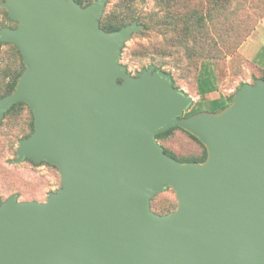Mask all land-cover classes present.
I'll use <instances>...</instances> for the list:
<instances>
[{
    "label": "water",
    "instance_id": "1",
    "mask_svg": "<svg viewBox=\"0 0 264 264\" xmlns=\"http://www.w3.org/2000/svg\"><path fill=\"white\" fill-rule=\"evenodd\" d=\"M109 0H6L0 30L26 70L0 99V123L29 105L34 132L16 163L58 167L45 202H2L0 264H264V80L244 84L219 113L184 118L194 98L151 66L120 63L138 21L107 32ZM181 127L207 148L202 163L166 154L158 135ZM172 188L175 211L152 200Z\"/></svg>",
    "mask_w": 264,
    "mask_h": 264
},
{
    "label": "rangeland",
    "instance_id": "2",
    "mask_svg": "<svg viewBox=\"0 0 264 264\" xmlns=\"http://www.w3.org/2000/svg\"><path fill=\"white\" fill-rule=\"evenodd\" d=\"M5 1L0 0V30L16 29L17 22L2 7ZM93 1L84 0L82 7ZM134 21L144 27L126 42L120 63L133 77L151 66L170 75L174 87L194 98L184 118L213 113L214 100L233 104L244 84L264 77V0H109L100 26L119 28ZM25 70L18 47L1 44L0 99L8 96L10 85ZM203 81L212 82L216 90L201 94ZM33 132L34 114L24 102L17 103L0 123L2 202L14 195L20 201L45 202L62 187L56 165L31 159L16 163L20 141ZM195 138L176 127L158 142L179 160L201 159L207 148ZM151 205L160 215L175 211V191L167 188Z\"/></svg>",
    "mask_w": 264,
    "mask_h": 264
},
{
    "label": "trees",
    "instance_id": "3",
    "mask_svg": "<svg viewBox=\"0 0 264 264\" xmlns=\"http://www.w3.org/2000/svg\"><path fill=\"white\" fill-rule=\"evenodd\" d=\"M95 1V0H94ZM93 1V2H94ZM76 2H78L79 4H81V5H83V4H85L84 3V0H76ZM93 2H91V3H89V4H87V5H85V6H88V5H90V4H92ZM6 13V15L7 16H9V14H8V12L6 11L5 12ZM131 24V23H130ZM126 26V25H125ZM102 27H103V29L104 30H106L107 32H114V31H117V30H120L122 27H119V28H114V27H112V26H110V25H107V24H104V25H102ZM1 44H3V43H1ZM0 44V45H1ZM23 58V57H22ZM24 73V71L23 72H21V73H19L18 75H17V78L15 79V81L10 85V89H9V91H8V93H7V95H10V94H12L14 91H15V88H16V86H17V84H18V81H19V78L21 77V75ZM262 80H264V77L262 78ZM216 90V88H215V86L213 85V83L212 82H206V81H203V82H200V93L201 94H204V95H206V94H209V93H211V92H214ZM6 96V95H5ZM230 106V101H221V100H214L213 102H212V112L213 113H219V112H221L222 110H224V109H226L227 107H229ZM179 128V127H178ZM176 128H173V129H170V130H168V131H166V132H163V133H161V134H159L158 135V139H160V138H165V137H167V136H169L174 130H175ZM194 137V136H193ZM195 139H197V138H195ZM166 152V154H168L169 156H171V157H173L174 159H176V160H178V161H180V162H183V163H189V162H194V163H202V162H204V161H206V159H207V157H208V154H207V151L205 152V154H204V156L201 158V159H190V160H179V159H177L174 155H172V154H170L167 150L165 151Z\"/></svg>",
    "mask_w": 264,
    "mask_h": 264
}]
</instances>
